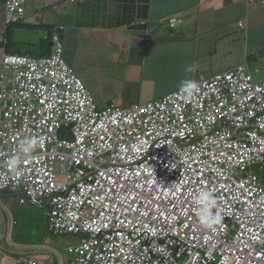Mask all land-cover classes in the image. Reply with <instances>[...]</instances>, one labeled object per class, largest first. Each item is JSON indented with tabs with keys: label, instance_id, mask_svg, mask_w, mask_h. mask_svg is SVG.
I'll list each match as a JSON object with an SVG mask.
<instances>
[{
	"label": "built area",
	"instance_id": "1",
	"mask_svg": "<svg viewBox=\"0 0 264 264\" xmlns=\"http://www.w3.org/2000/svg\"><path fill=\"white\" fill-rule=\"evenodd\" d=\"M3 59L5 64L16 61L17 57L5 54ZM29 70L36 71L35 65H30ZM260 73L257 70L254 75L249 67H240L204 81L199 93L190 99L178 91L162 100L132 108L111 105L101 113L91 97L58 118L53 114L59 98L52 94V86L47 91L27 86L20 73L12 88L0 89V137L16 130L33 134L40 126L57 132L70 121L94 116L87 126L88 140L80 143L79 152L98 163L102 173L97 178L93 176L94 181L90 178L80 182L76 196L64 200V208L73 209L75 216L85 215L86 225H104L112 232L117 251L126 254V262L146 259V264H153L158 255L168 256L174 245L184 248L190 261L200 262L204 252L214 244L240 256L244 264H264V224L257 223L264 209V192L250 180H227L241 161L264 160L263 139L256 143V135L248 132L252 136L249 145L240 146L234 133V130L246 131L251 118L256 116L252 115L254 104L264 92V83L256 79ZM215 98L229 110L228 117L224 121L219 119L217 124L213 122L217 118L203 113L211 110ZM26 112L32 116V124L26 122ZM200 127H209L212 131L203 133ZM25 139L19 136L12 139V151ZM48 145L41 141L35 150L44 152ZM11 159L4 161L0 153V191L10 190L24 196L27 192L29 197L52 191V183L37 177L20 162L18 176L9 163ZM139 161H144L148 174L142 180L144 189L150 191L152 183L161 187L143 199L150 203L146 211L133 214L110 202L94 206V202L104 197L103 192L110 191L111 178L105 171L118 168L124 162ZM204 185L216 198L213 211L223 216L222 223L214 229L202 227L195 212L197 195L193 191ZM85 186L87 192H83ZM136 199L134 196L130 205L133 209L138 203ZM86 204L90 207L85 208ZM96 216L105 223L95 221ZM178 225L193 235L197 252L187 250L185 243L189 241L180 238Z\"/></svg>",
	"mask_w": 264,
	"mask_h": 264
},
{
	"label": "clouds",
	"instance_id": "2",
	"mask_svg": "<svg viewBox=\"0 0 264 264\" xmlns=\"http://www.w3.org/2000/svg\"><path fill=\"white\" fill-rule=\"evenodd\" d=\"M4 1H7V4L3 25L0 24V33L2 32L0 70L9 71L14 76L11 79L0 80V89L3 87L12 88L20 73H23L22 76L27 86H35L45 91L52 86V94H55L59 98L58 104L54 107L53 115L55 118H58L63 113L74 111L81 103L91 97L97 105L98 113L111 106L101 108L95 96L85 86L83 80L66 63L63 41L59 34L56 33L51 22L52 17L47 12L27 13L26 0ZM71 2L75 3L77 0H71ZM78 2L83 3L84 0ZM248 5L253 6L255 9L264 10V0L260 2L249 0ZM13 7L15 10H12ZM53 10L58 13L62 12L63 8L55 6ZM198 18L201 27L209 31L212 28L216 30L219 26V19L214 14L201 12ZM169 26L176 29L179 24L176 20L170 19ZM238 29L241 32L246 31L248 29L247 23L243 21L239 22ZM22 31L45 32L46 35L40 39H22L20 37ZM5 54L17 57V60H9L3 64V55ZM258 64H260L259 60L254 58L249 63L240 67H249L254 75L257 70H260L261 73L259 76H256V79L258 83H264L262 79L264 74V59L260 65ZM30 65H35L36 71L33 73L29 70ZM237 69L215 74L205 79H183L179 84L180 89L167 96L181 91L186 98L190 99L199 93L200 86L203 85L204 81L218 75L231 73ZM193 70L194 68L191 66L186 69L188 72ZM165 97L154 99L151 102L162 100ZM147 103H141L137 106ZM112 105L122 107L118 104ZM251 110L252 108L249 109V111ZM253 110L252 115L256 116L251 118V125L247 130H234L236 140L240 146L249 145L252 136L248 132L256 135L254 137L256 143L260 142L261 139L264 140V92L257 97ZM203 113L206 116L210 115L217 118L213 120L214 124H217L219 119L224 121L228 117L229 110H225L223 103L215 98L211 105V110ZM25 116L26 122L32 124V116L28 112H26ZM93 119L94 116H84L80 120L70 121L68 125H64L57 132H53L49 127L40 126L36 128L35 132L32 131L33 134L16 130L6 132L0 137V153L2 154V158L4 161L12 158L9 163L18 176L21 174L17 168L20 162L22 166L36 173L37 177L54 185L52 191L44 194L37 193L34 197H29L27 192L24 196L22 193L10 190L0 191V204L3 206H0V217L5 230V236L3 234L0 242L10 239V243L12 244L8 247V250L0 244V254L12 260L14 259L15 264H64V261L68 264H146V259L138 262H126V254L117 251L116 241L112 236V232L104 225L97 223L86 225L83 223V220L87 219L85 215L81 217L75 216L73 209L68 210L64 208V200L66 201L76 196L75 190L80 182L89 181L90 178L94 181L93 176L97 178L102 173L98 163L94 162L88 155L79 152L80 143L88 140L87 126L93 122ZM200 131L207 133L211 132L212 129L200 127ZM18 136L20 139L30 136L35 139L28 138L23 140L17 145L14 152L12 151L14 146L12 139H16ZM41 141L49 143L46 149L42 148L44 152L35 150L41 146ZM36 159H39V161H36ZM143 164L144 161L135 163L124 162L119 166L120 168H112L105 171L109 174L108 177L111 178L108 181L110 191L108 193L103 192L104 197H102V200L94 202V206L101 207L110 202L112 205L120 206L123 209L126 208L133 214L146 211L147 204L150 203L145 202L143 199L147 198L151 191L160 189L161 187L156 183H152L149 185L150 191L144 189L142 180L148 174ZM138 177H140V180ZM238 179L250 180L264 192V160L257 163H252L251 158L241 161L240 165L235 166L231 171V176L227 178V180H235V182ZM119 184L129 185L134 190L122 188ZM134 191L137 194H134ZM7 193L9 194L8 197L5 196ZM193 193L197 195L195 197V212L200 225L205 229H214L220 225L223 221V216L218 211H213L217 206L214 194L210 190H207L205 185L200 189H195ZM134 196H137L136 200H138V203L133 209L130 205H132ZM17 200L22 210L47 212L49 238L44 241L22 240L20 230L27 226L23 223L20 226L21 222H16L15 224L9 222L11 214L8 216L3 211V208L7 207L8 204H13ZM156 202L160 203L161 201L156 200ZM88 207H90V204L85 205V208ZM35 219L37 220V218ZM93 219L97 222L105 223L99 216L93 217ZM257 223L264 224V209L259 213ZM177 232L182 240L189 241V243H185L188 251H198L193 246L195 242L193 241V235L185 232L179 225L177 226ZM15 238H20V241H15ZM56 238H73L81 243L68 246L66 252L69 254V257L67 256L63 260L58 252L49 247L52 245V240ZM41 242H43L42 246ZM13 243H19L23 246L34 245L36 247L30 250L16 251L13 250ZM18 254L20 256L14 258ZM167 254L168 256L161 254L155 257L153 264H244L240 256L229 254L224 250L223 246H215L214 244L204 252L200 262L190 261V258L186 256L184 248L176 245Z\"/></svg>",
	"mask_w": 264,
	"mask_h": 264
},
{
	"label": "crops",
	"instance_id": "3",
	"mask_svg": "<svg viewBox=\"0 0 264 264\" xmlns=\"http://www.w3.org/2000/svg\"><path fill=\"white\" fill-rule=\"evenodd\" d=\"M26 1L27 13L45 11L52 17L53 27L64 44L66 63L83 80L101 108L112 104L129 108L151 102L179 90L183 79L215 75L216 69L207 57L220 53V42L231 48L230 53H244L248 63L257 58L261 64L264 59V10L249 6V0ZM6 4L7 1L0 0L1 25ZM55 6H61L63 11L55 12ZM198 11L219 19L212 39L210 33L200 36L209 30L201 27ZM170 19L178 22V28L169 26ZM242 21L248 29L241 32L238 23ZM1 41L2 32L0 44ZM190 66L194 70L186 71ZM208 70H212V75H205ZM13 76L0 70V80ZM19 209L18 214L7 207L3 211L11 214L9 222L27 226L20 230L22 240L44 241L38 219ZM3 234L0 217V239ZM3 242L10 245L8 240ZM0 264L15 262L0 254Z\"/></svg>",
	"mask_w": 264,
	"mask_h": 264
},
{
	"label": "rangeland",
	"instance_id": "4",
	"mask_svg": "<svg viewBox=\"0 0 264 264\" xmlns=\"http://www.w3.org/2000/svg\"><path fill=\"white\" fill-rule=\"evenodd\" d=\"M199 12V11H198ZM201 12H199L200 14ZM186 19V17H185ZM187 20H186V24L187 25ZM181 27H183V25H181ZM216 30L214 28H212L208 33H204L201 34L200 36H206L210 33V37L212 39V35L215 34ZM46 35L45 32H27V31H22L20 33V37L22 39L24 38H28L31 40L34 39H40L43 38ZM222 42L223 40L220 39ZM214 43V42H213ZM195 45L197 43H194ZM218 46L221 47V51L219 54L215 53V54H209L208 55V61L210 62V64L216 69L214 73L219 74V73H224L227 71H232L234 69H237L238 67H240L241 65H245L248 63L247 57L244 53H230L228 52V50H230L231 48L228 47L226 44L223 45L221 42L218 44ZM207 76L212 75V70H208L206 72ZM262 79L264 80V74ZM119 186H121L122 188L125 189H133V187L129 186V185H123V184H119ZM134 190V189H133ZM88 191V187L85 186L83 187V192H87ZM8 210L13 213V214H18L19 209V204H18V200L15 201L13 204H8L7 205ZM24 213L26 214H30V217H36L42 227L43 233L41 234V238H43V240L49 238V232H48V227H47V212L46 211H28L27 209H24ZM27 217V216H25ZM22 225V223L20 224V226ZM8 241L10 242V239H8ZM78 243L77 239H73V238H56L52 240V245H50L49 247L58 252L61 257L63 258V260L66 259V257H69V254L66 252V248H68V246L70 245H76ZM1 246H3L6 250H8V247H10L12 244L10 243V245H7L4 242H0ZM43 245V242H41V246ZM36 246L32 245V246H23L19 243H15V245L13 244V250L16 251H22V250H30L32 248H35ZM20 255H15L14 258H18ZM58 264V263H57ZM64 264H68L64 261Z\"/></svg>",
	"mask_w": 264,
	"mask_h": 264
},
{
	"label": "trees",
	"instance_id": "5",
	"mask_svg": "<svg viewBox=\"0 0 264 264\" xmlns=\"http://www.w3.org/2000/svg\"><path fill=\"white\" fill-rule=\"evenodd\" d=\"M5 196H9V194L7 193V194H5ZM4 198H6V197H4ZM28 232H31V230H28ZM32 240H35V239H32ZM15 241H20V238H15ZM35 241H41V240H35Z\"/></svg>",
	"mask_w": 264,
	"mask_h": 264
},
{
	"label": "bare ground",
	"instance_id": "6",
	"mask_svg": "<svg viewBox=\"0 0 264 264\" xmlns=\"http://www.w3.org/2000/svg\"><path fill=\"white\" fill-rule=\"evenodd\" d=\"M138 179L140 180V177H138Z\"/></svg>",
	"mask_w": 264,
	"mask_h": 264
}]
</instances>
